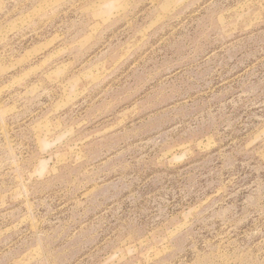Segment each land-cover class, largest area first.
Listing matches in <instances>:
<instances>
[{
    "label": "rangeland",
    "instance_id": "1",
    "mask_svg": "<svg viewBox=\"0 0 264 264\" xmlns=\"http://www.w3.org/2000/svg\"><path fill=\"white\" fill-rule=\"evenodd\" d=\"M0 264H264V0H0Z\"/></svg>",
    "mask_w": 264,
    "mask_h": 264
}]
</instances>
